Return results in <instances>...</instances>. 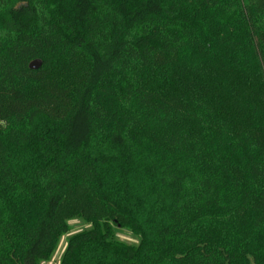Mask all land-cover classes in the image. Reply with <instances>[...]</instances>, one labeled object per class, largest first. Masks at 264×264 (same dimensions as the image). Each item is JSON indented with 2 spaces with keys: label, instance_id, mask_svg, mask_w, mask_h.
<instances>
[{
  "label": "trees",
  "instance_id": "trees-1",
  "mask_svg": "<svg viewBox=\"0 0 264 264\" xmlns=\"http://www.w3.org/2000/svg\"><path fill=\"white\" fill-rule=\"evenodd\" d=\"M75 218L60 264H264V0H0V264Z\"/></svg>",
  "mask_w": 264,
  "mask_h": 264
},
{
  "label": "rangeland",
  "instance_id": "rangeland-1",
  "mask_svg": "<svg viewBox=\"0 0 264 264\" xmlns=\"http://www.w3.org/2000/svg\"><path fill=\"white\" fill-rule=\"evenodd\" d=\"M69 228H70V232L66 235H63L60 238L58 246L52 256V259H51L52 262H55V261L57 262L62 257L67 247L69 236L84 230L86 228V225L83 220L75 218L69 221ZM117 236L119 239L129 244L138 243L137 239L128 230L117 229Z\"/></svg>",
  "mask_w": 264,
  "mask_h": 264
},
{
  "label": "water",
  "instance_id": "water-1",
  "mask_svg": "<svg viewBox=\"0 0 264 264\" xmlns=\"http://www.w3.org/2000/svg\"><path fill=\"white\" fill-rule=\"evenodd\" d=\"M42 66V62L40 60H35L30 63L29 68L31 70H37Z\"/></svg>",
  "mask_w": 264,
  "mask_h": 264
},
{
  "label": "crops",
  "instance_id": "crops-1",
  "mask_svg": "<svg viewBox=\"0 0 264 264\" xmlns=\"http://www.w3.org/2000/svg\"><path fill=\"white\" fill-rule=\"evenodd\" d=\"M61 262V258L56 262H52L51 260L50 261H47V262H43L42 264H60Z\"/></svg>",
  "mask_w": 264,
  "mask_h": 264
}]
</instances>
